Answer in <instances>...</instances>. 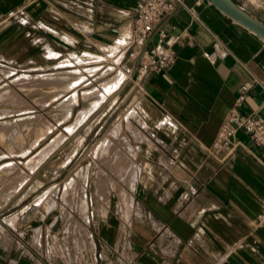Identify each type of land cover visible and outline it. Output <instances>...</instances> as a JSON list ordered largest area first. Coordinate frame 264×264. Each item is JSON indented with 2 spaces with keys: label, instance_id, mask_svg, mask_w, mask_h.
Wrapping results in <instances>:
<instances>
[{
  "label": "crops",
  "instance_id": "obj_1",
  "mask_svg": "<svg viewBox=\"0 0 264 264\" xmlns=\"http://www.w3.org/2000/svg\"><path fill=\"white\" fill-rule=\"evenodd\" d=\"M135 1L0 0L1 62L31 69L37 58L51 66L55 59L74 55L83 68H96L90 81L121 70L111 77L120 72L124 77L88 115L112 94L100 120L122 105L121 110L133 108L143 120L136 124L138 140L125 133L131 141L127 147L139 156L133 186L128 185L130 170L116 176L125 187L118 188L115 205L123 213L129 209L123 235L115 236L116 223L108 216L97 226L107 244L95 261L79 249L81 258H60L57 264H264L262 150L241 130L230 151L209 150L240 84L247 90L238 111L264 120V42L208 0H177L154 26L178 35L174 58L158 74H140L138 58H127L120 44ZM232 1L264 24V0ZM148 40L147 47L154 32ZM121 66H128V72ZM104 137L95 141L94 152ZM108 140L121 151L122 142ZM26 181L0 201V264H53L58 253L51 247L54 254L46 252V244L47 229L55 221L42 220L55 199L40 195L36 210L41 216L29 221L36 208L29 199L35 188L11 201ZM102 193L105 199L107 191ZM27 230L33 233L26 236Z\"/></svg>",
  "mask_w": 264,
  "mask_h": 264
},
{
  "label": "rangeland",
  "instance_id": "obj_2",
  "mask_svg": "<svg viewBox=\"0 0 264 264\" xmlns=\"http://www.w3.org/2000/svg\"><path fill=\"white\" fill-rule=\"evenodd\" d=\"M58 59L48 66L49 60L37 58L36 65L31 69L30 65L16 66L11 62L0 61V201L26 179L11 201H15L19 193H25L31 187L35 188L36 191L29 199L33 198L31 204L36 208L28 214V220L34 221L41 216V210H36L38 197L45 194L54 197V208L42 220V224L52 219L55 221L53 226L47 229L48 236L46 235L47 239L49 238L48 244L58 253L53 255L54 260H57L53 264H57L63 256V260L70 262L81 258L83 252L81 253L80 248L87 255L91 251L95 256L98 251L101 254L107 243L98 237L97 226L108 216L116 223L115 236L123 232L121 224H124L129 209L123 213L115 205L118 188L125 187L124 182L116 176L120 177L121 173L125 174L131 169L128 185L133 186V170L137 168L136 160L139 156L136 150L127 147L126 141L129 140L125 133L138 140L141 136L136 124L143 125L138 112L133 108L123 111V105L100 120V113L112 97L110 94L97 111L73 127L79 110L95 102L97 104L105 93H108L101 91L103 83L121 70L114 73L110 71L90 81L89 79L95 76L93 72L96 68H83L80 64L82 60L74 55ZM102 69L109 68L104 66ZM120 73L124 77V73ZM83 74L88 78L83 80ZM64 75L71 77L64 78ZM84 83L86 84L83 85ZM73 91H76L77 96L72 95ZM116 118L123 133L119 136L112 130L117 122L110 126ZM100 124V131L93 135L92 132ZM60 134L64 139H61V143L39 163L27 179L30 173L27 168L28 161L46 143ZM103 134L107 137L98 142L94 152V143ZM108 138L122 142L121 151L111 147L113 141L110 143ZM104 140L109 142L108 150L99 148ZM129 143L131 144V141ZM73 178L77 184L69 190L70 192L67 191L65 200L64 191ZM104 190L107 191L105 199L102 193ZM84 197L86 204L81 206L80 202ZM8 215L4 216L5 222L6 218L11 216ZM120 226L122 232H119ZM39 229L41 231V228ZM30 233H33V230H27L23 234L27 236ZM41 235H45L44 230ZM32 244L36 246L38 243Z\"/></svg>",
  "mask_w": 264,
  "mask_h": 264
},
{
  "label": "built area",
  "instance_id": "obj_3",
  "mask_svg": "<svg viewBox=\"0 0 264 264\" xmlns=\"http://www.w3.org/2000/svg\"><path fill=\"white\" fill-rule=\"evenodd\" d=\"M177 0H136L132 9V17L125 23V35L120 39V44L125 55L129 59L138 58L137 71L140 74L147 72L158 74L170 64L174 58V45L178 35L167 33L154 26L160 16L171 11ZM154 32L155 40L150 46L148 36ZM124 72H128V66H121ZM246 84H240L234 102L219 126L217 134L210 143L212 152L230 151L235 146L234 134L241 130L262 150L264 156V120L253 114H241L238 107L245 98ZM125 223V222H124ZM124 226V225H123ZM124 228V227H123ZM124 229L122 235L124 233ZM83 248V246H82ZM80 250H82L80 248ZM54 252L50 245L46 246V252ZM84 251V250H83ZM91 259L95 261L94 252L91 251ZM56 256V254H55ZM54 257V256H53ZM64 258V256L62 257Z\"/></svg>",
  "mask_w": 264,
  "mask_h": 264
},
{
  "label": "bare ground",
  "instance_id": "obj_4",
  "mask_svg": "<svg viewBox=\"0 0 264 264\" xmlns=\"http://www.w3.org/2000/svg\"><path fill=\"white\" fill-rule=\"evenodd\" d=\"M76 77V76H75ZM64 78H66V77H64ZM123 78V75L121 74V73H118V74H116L115 76H113V77H109V79L108 80H106L104 83H103V91L104 92H110L114 87H116L117 85H118V83L120 82V80ZM8 90H10V89H8ZM5 93V92H4ZM97 93V92H96ZM3 94V93H2ZM1 94V95H2ZM8 94V93H7ZM96 95H98V93L96 94ZM99 95L102 97V95H101V93H99ZM99 97V96H98ZM97 104H96V102L95 103H93L92 105H90L89 107H86V108H84V109H82V110H80L79 112H78V114H77V116H75L76 118H75V120H74V122H73V127H75V126H78L85 118H86V116H88V114L94 109V107L96 106ZM120 125L121 124H119V122H117V124H115V126H114V128L112 129V130H114L117 134H118V136L119 135H122L123 133H122V129H121V127H120ZM70 130V129H69ZM72 130V129H71ZM64 139V137H62V135L60 134L58 137H54L52 140H50V142H48V143H46L39 151H38V153L33 157V158H31L29 161H28V164H27V168H28V170L29 171H33V170H35L36 169V167L39 165V163L49 154V153H51V151L53 150V149H55L56 148V146L59 144V143H61V139ZM108 147H109V142H107V140H104V141H102V143H101V145H100V149L101 150H105V149H107L108 150ZM100 151V150H99ZM105 152V151H104ZM106 160V159H105ZM13 166V165H12ZM128 166V165H127ZM123 167V166H122ZM131 170V169H130ZM27 171V170H26ZM26 174H28V173H26ZM133 174H136L135 173V169L133 170ZM135 176V175H134ZM134 176L132 177V179H133V181H134ZM136 178V177H135ZM73 181H74V179H73ZM71 182V183H69V185H68V188L64 191V196H65V200H66V198H67V196H66V194L68 193L67 191H69L70 189H73V188H75V186H76V184H77V182L75 183V181L74 182ZM70 192V191H69ZM45 196V195H44ZM47 198H49L48 196H47ZM46 197H45V199H47ZM39 199V198H38ZM45 199H44V201H45ZM78 199V198H77ZM48 200V199H47ZM46 200V201H47ZM40 201V200H39ZM43 201V200H42ZM42 201L40 202V203H42ZM43 201V202H44ZM68 201V200H67ZM66 201V202H67ZM54 200L52 201L51 200V202L47 205V207H46V210L52 205V207H53V205H54ZM65 202V201H64ZM39 203V202H38ZM83 204L85 205V197L82 199V201L80 202V205L81 206H83ZM43 205V204H42ZM41 206V205H40ZM41 207H43V206H41ZM45 207V206H44ZM51 209V208H50ZM44 210V209H43ZM15 219V217H13V218H10L9 219V221H13Z\"/></svg>",
  "mask_w": 264,
  "mask_h": 264
},
{
  "label": "water",
  "instance_id": "obj_5",
  "mask_svg": "<svg viewBox=\"0 0 264 264\" xmlns=\"http://www.w3.org/2000/svg\"><path fill=\"white\" fill-rule=\"evenodd\" d=\"M220 12L255 33L264 42V24L241 9L232 0H208Z\"/></svg>",
  "mask_w": 264,
  "mask_h": 264
}]
</instances>
